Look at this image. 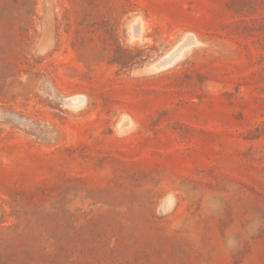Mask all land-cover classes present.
<instances>
[{
    "label": "rangeland",
    "instance_id": "obj_1",
    "mask_svg": "<svg viewBox=\"0 0 264 264\" xmlns=\"http://www.w3.org/2000/svg\"><path fill=\"white\" fill-rule=\"evenodd\" d=\"M262 122L264 0H0V264H264Z\"/></svg>",
    "mask_w": 264,
    "mask_h": 264
},
{
    "label": "trees",
    "instance_id": "obj_2",
    "mask_svg": "<svg viewBox=\"0 0 264 264\" xmlns=\"http://www.w3.org/2000/svg\"><path fill=\"white\" fill-rule=\"evenodd\" d=\"M257 133H264V122H262L255 130Z\"/></svg>",
    "mask_w": 264,
    "mask_h": 264
},
{
    "label": "water",
    "instance_id": "obj_3",
    "mask_svg": "<svg viewBox=\"0 0 264 264\" xmlns=\"http://www.w3.org/2000/svg\"><path fill=\"white\" fill-rule=\"evenodd\" d=\"M173 58H174V55H173V56H170L169 58H167L166 60H164L161 64L168 63V62H170Z\"/></svg>",
    "mask_w": 264,
    "mask_h": 264
},
{
    "label": "bare ground",
    "instance_id": "obj_4",
    "mask_svg": "<svg viewBox=\"0 0 264 264\" xmlns=\"http://www.w3.org/2000/svg\"><path fill=\"white\" fill-rule=\"evenodd\" d=\"M189 43V42H188Z\"/></svg>",
    "mask_w": 264,
    "mask_h": 264
}]
</instances>
